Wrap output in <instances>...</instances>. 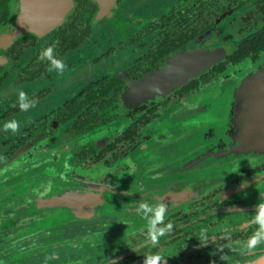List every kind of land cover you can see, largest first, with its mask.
<instances>
[{
  "label": "flooded vegetation",
  "instance_id": "af4514ba",
  "mask_svg": "<svg viewBox=\"0 0 264 264\" xmlns=\"http://www.w3.org/2000/svg\"><path fill=\"white\" fill-rule=\"evenodd\" d=\"M70 3L61 23L36 33L18 28L22 0H0V168L16 156L42 154L68 181L128 189L135 211L114 228L128 236L102 239L85 264H144L150 255L159 264L262 257L264 234L255 245L249 240L264 204V158L236 165L237 116L223 125L229 132L183 148L182 160L165 166L152 151L168 138L161 126L172 109L225 88L261 58L264 0ZM49 47L63 72L40 59ZM13 121L17 130L4 131ZM144 203L165 206L156 227L166 230L155 240Z\"/></svg>",
  "mask_w": 264,
  "mask_h": 264
},
{
  "label": "water",
  "instance_id": "95a60500",
  "mask_svg": "<svg viewBox=\"0 0 264 264\" xmlns=\"http://www.w3.org/2000/svg\"><path fill=\"white\" fill-rule=\"evenodd\" d=\"M70 1L22 0L20 32L55 28ZM245 69L225 82L226 89L211 88L171 110L161 126L168 138L152 151L165 166L172 157L182 160L183 148L196 147L209 133L229 132L223 125H230V116L238 117L236 165L264 158V53ZM68 180L62 167L42 154L19 155L0 168V264H85L94 260V245L102 239L128 236L114 229L135 211L128 189ZM247 264H264V255Z\"/></svg>",
  "mask_w": 264,
  "mask_h": 264
},
{
  "label": "clouds",
  "instance_id": "9594fccd",
  "mask_svg": "<svg viewBox=\"0 0 264 264\" xmlns=\"http://www.w3.org/2000/svg\"><path fill=\"white\" fill-rule=\"evenodd\" d=\"M40 59H47L50 61L51 67L49 71L55 70L57 72H63L65 68L64 63L61 60L54 58L52 47L45 49L41 53ZM20 96L21 100H24V93H21ZM21 108L23 110H27L29 108V105L27 103H22ZM17 128L18 124L14 121L4 125V131L6 132L8 130L15 132ZM139 207L142 213L144 214V218L147 220V228L151 238L155 240L159 235H163L166 229H158L156 226L164 220L165 206L162 204L153 206L144 203L141 204ZM254 222L259 225V228L257 233H255L250 238L249 246L259 243L262 238L261 234H264V204L259 205L257 215L254 217ZM167 227L170 228L171 225H168ZM201 240L203 241L201 243V247H207L208 239L204 233L201 234ZM159 260L160 258L158 256H146L144 259V264H159Z\"/></svg>",
  "mask_w": 264,
  "mask_h": 264
}]
</instances>
